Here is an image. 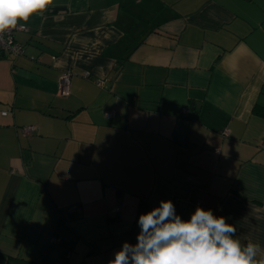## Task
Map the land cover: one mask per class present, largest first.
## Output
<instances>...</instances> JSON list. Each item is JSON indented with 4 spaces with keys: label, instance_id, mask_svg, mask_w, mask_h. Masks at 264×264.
I'll list each match as a JSON object with an SVG mask.
<instances>
[{
    "label": "crops",
    "instance_id": "crops-1",
    "mask_svg": "<svg viewBox=\"0 0 264 264\" xmlns=\"http://www.w3.org/2000/svg\"><path fill=\"white\" fill-rule=\"evenodd\" d=\"M14 39L0 264H108L162 200L264 248V0H54Z\"/></svg>",
    "mask_w": 264,
    "mask_h": 264
},
{
    "label": "clouds",
    "instance_id": "clouds-1",
    "mask_svg": "<svg viewBox=\"0 0 264 264\" xmlns=\"http://www.w3.org/2000/svg\"><path fill=\"white\" fill-rule=\"evenodd\" d=\"M54 0H0V36L24 29L33 16H42ZM135 245L124 242L108 264H264V248L246 245L225 217L197 206L182 220L171 200L139 216Z\"/></svg>",
    "mask_w": 264,
    "mask_h": 264
},
{
    "label": "built area",
    "instance_id": "built-area-1",
    "mask_svg": "<svg viewBox=\"0 0 264 264\" xmlns=\"http://www.w3.org/2000/svg\"><path fill=\"white\" fill-rule=\"evenodd\" d=\"M18 30H23V29L17 28L16 30H13L10 33H6L3 36H0V51H3V52L9 51L14 54L20 53L22 51V46L18 42H16V40L14 39V34ZM70 78H71L70 71L64 72L61 75V78L58 83V90H59L60 95L67 96L70 93ZM190 111L191 110L188 106L182 107L183 113L188 114L190 113ZM2 113L5 114L6 111H2ZM110 114H111L110 112L107 113V115H110ZM27 129H31V127H28ZM115 209L117 210L119 209V207H116Z\"/></svg>",
    "mask_w": 264,
    "mask_h": 264
},
{
    "label": "trees",
    "instance_id": "trees-1",
    "mask_svg": "<svg viewBox=\"0 0 264 264\" xmlns=\"http://www.w3.org/2000/svg\"><path fill=\"white\" fill-rule=\"evenodd\" d=\"M253 111L256 114L264 116V106H260L259 104H255L253 107Z\"/></svg>",
    "mask_w": 264,
    "mask_h": 264
}]
</instances>
